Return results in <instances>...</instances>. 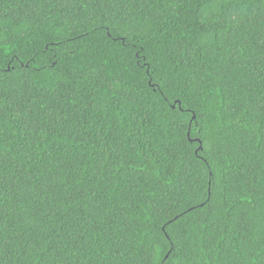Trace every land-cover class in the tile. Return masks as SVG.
Masks as SVG:
<instances>
[{
    "label": "trees",
    "instance_id": "1",
    "mask_svg": "<svg viewBox=\"0 0 264 264\" xmlns=\"http://www.w3.org/2000/svg\"><path fill=\"white\" fill-rule=\"evenodd\" d=\"M0 264H264V0H0Z\"/></svg>",
    "mask_w": 264,
    "mask_h": 264
},
{
    "label": "snow or ice",
    "instance_id": "2",
    "mask_svg": "<svg viewBox=\"0 0 264 264\" xmlns=\"http://www.w3.org/2000/svg\"><path fill=\"white\" fill-rule=\"evenodd\" d=\"M203 147V141H201V148ZM175 250V248H174V246H173V248H172V251H174ZM171 255V253H168V256H170ZM164 259H166V257H163L162 258V260H164Z\"/></svg>",
    "mask_w": 264,
    "mask_h": 264
}]
</instances>
